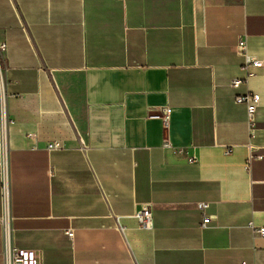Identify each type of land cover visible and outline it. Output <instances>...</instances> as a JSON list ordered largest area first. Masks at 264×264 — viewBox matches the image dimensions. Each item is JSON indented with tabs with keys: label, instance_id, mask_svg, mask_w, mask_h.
Returning a JSON list of instances; mask_svg holds the SVG:
<instances>
[{
	"label": "crops",
	"instance_id": "obj_1",
	"mask_svg": "<svg viewBox=\"0 0 264 264\" xmlns=\"http://www.w3.org/2000/svg\"><path fill=\"white\" fill-rule=\"evenodd\" d=\"M242 40L264 61V0H0L11 247L38 264H264V67L243 69ZM4 213L0 179V264Z\"/></svg>",
	"mask_w": 264,
	"mask_h": 264
},
{
	"label": "built area",
	"instance_id": "obj_2",
	"mask_svg": "<svg viewBox=\"0 0 264 264\" xmlns=\"http://www.w3.org/2000/svg\"><path fill=\"white\" fill-rule=\"evenodd\" d=\"M122 2L123 0H119ZM244 1V0H240ZM7 50V45L4 42L0 43V101H1V140H0V149H1V160H0V179L2 182V201L4 205V215L2 217V223L4 227L5 233V256H6V264H38V255L34 250L27 249H13L10 245V184H9V174H8V153L9 147L7 142V131L8 126L14 124V121L9 119L7 116L6 103H5V74L7 72L5 63H4V54ZM237 52L243 56L244 64L243 69L250 71L252 68H262L264 67V61L252 58L247 52L246 41L242 40L237 45ZM252 72H249L248 77H250ZM246 79H234L232 81V86L234 88H239ZM236 102L238 104H243L247 108L248 115V125L251 135L253 134L256 128V114L258 108L260 106L261 97L257 93L248 92L243 95H238L236 97ZM155 118H159L163 121L165 126H167L170 122V108H165L163 114L156 115ZM29 136H32L31 134ZM61 145L59 143H51L48 145L49 150L60 149ZM251 154L250 160L262 159L261 155H254V149L252 145H250ZM253 153V154H252ZM199 211L205 213V211L209 208L208 203H199L197 205ZM140 224L143 228H150L153 225V211L151 206L145 207L139 214ZM212 221V217H204L202 227L207 228ZM250 228L253 232L264 238V227H256L253 223L250 224ZM67 235L70 238L74 237L73 231H67ZM242 264H248L247 262H243Z\"/></svg>",
	"mask_w": 264,
	"mask_h": 264
}]
</instances>
